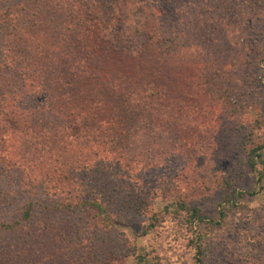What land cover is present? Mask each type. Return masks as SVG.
<instances>
[{
	"label": "trees",
	"instance_id": "16d2710c",
	"mask_svg": "<svg viewBox=\"0 0 264 264\" xmlns=\"http://www.w3.org/2000/svg\"><path fill=\"white\" fill-rule=\"evenodd\" d=\"M248 3L0 0V264H146L120 226L145 236L166 217L192 264H264V203L240 216L256 191L184 180L217 111L262 187L264 112L247 124L237 103L262 86L264 0Z\"/></svg>",
	"mask_w": 264,
	"mask_h": 264
},
{
	"label": "rangeland",
	"instance_id": "374dc122",
	"mask_svg": "<svg viewBox=\"0 0 264 264\" xmlns=\"http://www.w3.org/2000/svg\"><path fill=\"white\" fill-rule=\"evenodd\" d=\"M252 18L257 19L256 22L258 23L260 20L264 19V11L256 9ZM192 35L197 36L198 33L194 32ZM261 40L259 41L260 43ZM253 46H256V44ZM223 47V49L227 50L230 47L231 53H235L236 45L233 41H230V45ZM214 58L215 57L212 54L211 59H209V63H211ZM195 61V57L192 56L191 64L193 65ZM242 66L245 68L244 70L246 72L249 70L247 63H243ZM260 73L261 79L259 82H261L262 86L256 87L258 93L251 91L253 87H250L251 85H256L257 79H255L250 84V88L248 89L250 92L243 98V102L239 101L243 95L237 100V103L240 102L239 105L244 103V108L240 109L244 110L242 116L243 120L247 121V124H252L254 122V119L257 117L255 116V113L258 109H261V111L264 112V67L261 68ZM233 84L235 85L236 82H233ZM241 93L242 92H239L238 96ZM217 115L218 119L215 122L217 130H214L211 136H200L203 145H201V148L192 152L191 161L192 166H194L192 167L193 174L188 179L185 177L184 180L188 182L192 189L193 186H196L193 183L194 180L197 185H199V182L203 180V183L207 184L211 188L216 199L218 197V192L220 191L218 184L222 180H229L232 186L241 190L246 188L254 189L256 191L255 195L250 197L244 193V196L240 201V204H243V208H241L243 212L240 216L244 219V221H252V215L255 208L264 203V180L261 182L262 187H259L258 183L255 182L256 177L254 173L249 170L244 162L239 161L240 156L237 155L236 151L233 149L232 142L234 140L232 138V130L234 128L235 118L216 111V116ZM261 120L264 123V118ZM194 130L195 129L191 130L190 134H194ZM202 156H205V158ZM208 161H210V165H208ZM262 213H264V210ZM263 218L264 215L262 214V217H259L258 220H263ZM230 226L231 225L227 224L221 230L218 228H211L207 230V232L214 240L224 239L228 235L229 228L232 231L235 230ZM249 227L250 230H248V233L252 234L253 226L250 223ZM120 229L125 232L127 237L134 240L136 244V253L144 256V259L147 261L146 264H192V251L186 247V238L190 237L191 233L186 228L180 227L175 219L166 217L156 230L150 231L145 236L138 235L136 226H120ZM237 232L239 231H235V233ZM238 244L239 243L231 242L229 247L231 250L238 252ZM246 252L247 251H244L242 255H246ZM212 253H215V251ZM213 257V254H208V258L212 259ZM113 264L139 263L134 256H127L113 261Z\"/></svg>",
	"mask_w": 264,
	"mask_h": 264
}]
</instances>
